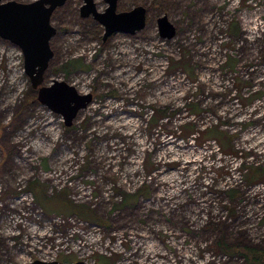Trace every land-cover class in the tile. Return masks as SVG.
I'll return each instance as SVG.
<instances>
[{"label":"rangeland","instance_id":"obj_1","mask_svg":"<svg viewBox=\"0 0 264 264\" xmlns=\"http://www.w3.org/2000/svg\"><path fill=\"white\" fill-rule=\"evenodd\" d=\"M80 4L40 84L92 95L70 126L0 38V264H248L227 248L264 251V0H117L146 23L106 40Z\"/></svg>","mask_w":264,"mask_h":264},{"label":"water","instance_id":"obj_2","mask_svg":"<svg viewBox=\"0 0 264 264\" xmlns=\"http://www.w3.org/2000/svg\"><path fill=\"white\" fill-rule=\"evenodd\" d=\"M66 0H34L18 2L0 0V38L20 48L24 58V70L31 85L38 90L37 99L54 112L59 113L66 126H70L80 109L85 108L92 99L91 94H78L72 85L54 80L50 86L40 85L44 72L53 55L50 39L56 29L51 25L52 12ZM107 4L98 11L94 0H82L80 16L91 15L102 27V40L116 33L134 34L146 23V8L136 5L127 11H116L117 0H104ZM158 29L163 38L170 39L175 27L166 15L157 19ZM29 264H64L58 261L34 260ZM71 264H102L76 261Z\"/></svg>","mask_w":264,"mask_h":264},{"label":"trees","instance_id":"obj_3","mask_svg":"<svg viewBox=\"0 0 264 264\" xmlns=\"http://www.w3.org/2000/svg\"><path fill=\"white\" fill-rule=\"evenodd\" d=\"M67 66L74 67L76 65L73 63H68ZM254 170H252L248 173L249 179L251 178V175L253 176L257 173V169L255 168ZM83 208H85V207L83 206ZM78 213H80L82 215L83 211L80 210ZM227 251H235V252H239V253L243 254V256L245 257L248 264H264V251L263 250L245 249V248L240 249V250H237V249H232V250L229 249L228 250V248H227Z\"/></svg>","mask_w":264,"mask_h":264},{"label":"flooded vegetation","instance_id":"obj_4","mask_svg":"<svg viewBox=\"0 0 264 264\" xmlns=\"http://www.w3.org/2000/svg\"><path fill=\"white\" fill-rule=\"evenodd\" d=\"M81 5V4H80ZM117 9V8H116ZM79 13H80V7H79Z\"/></svg>","mask_w":264,"mask_h":264}]
</instances>
